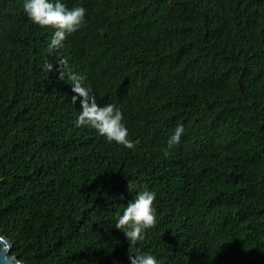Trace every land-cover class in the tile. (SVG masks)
<instances>
[{
  "label": "trees",
  "instance_id": "1",
  "mask_svg": "<svg viewBox=\"0 0 264 264\" xmlns=\"http://www.w3.org/2000/svg\"><path fill=\"white\" fill-rule=\"evenodd\" d=\"M51 26L0 0V233L23 264H264V0H64ZM52 65L46 68L45 63ZM73 77L77 80L74 81ZM123 112L132 149L77 127L74 83ZM181 142L165 155L168 136ZM156 223L115 228L139 188Z\"/></svg>",
  "mask_w": 264,
  "mask_h": 264
},
{
  "label": "clouds",
  "instance_id": "2",
  "mask_svg": "<svg viewBox=\"0 0 264 264\" xmlns=\"http://www.w3.org/2000/svg\"><path fill=\"white\" fill-rule=\"evenodd\" d=\"M23 11L28 19L40 26H51L53 35L48 43V51L58 49L65 38L78 31L86 19V8L83 5L67 7L64 0H23ZM51 68L47 62L44 65ZM74 81L77 80L73 77ZM74 100L80 101V111L75 119V125L91 126L99 135L109 142L132 149L135 142L129 139V130L124 123L122 110L114 103L98 104L94 95L78 82L74 83ZM184 133L183 124H177L168 136L166 146L162 148L165 155L173 146L181 142ZM128 191L139 188L134 198L128 201L115 223V228L124 232L131 244L144 238L145 230L156 223V209L153 207L156 193L147 187L135 185L131 178L127 182ZM131 264H158L152 254H137L130 256Z\"/></svg>",
  "mask_w": 264,
  "mask_h": 264
},
{
  "label": "water",
  "instance_id": "3",
  "mask_svg": "<svg viewBox=\"0 0 264 264\" xmlns=\"http://www.w3.org/2000/svg\"><path fill=\"white\" fill-rule=\"evenodd\" d=\"M12 244L0 233V264H23L10 254Z\"/></svg>",
  "mask_w": 264,
  "mask_h": 264
}]
</instances>
